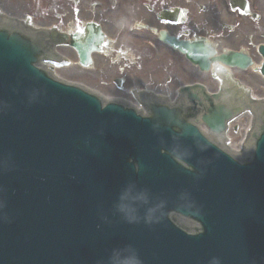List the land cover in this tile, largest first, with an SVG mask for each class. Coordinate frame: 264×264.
I'll return each instance as SVG.
<instances>
[{
  "label": "water",
  "instance_id": "95a60500",
  "mask_svg": "<svg viewBox=\"0 0 264 264\" xmlns=\"http://www.w3.org/2000/svg\"><path fill=\"white\" fill-rule=\"evenodd\" d=\"M54 56L0 29V264H121L129 248L142 264H264V104L251 156L239 159L182 106L154 104L142 117L55 80L37 66ZM223 108L202 118L215 132L239 110Z\"/></svg>",
  "mask_w": 264,
  "mask_h": 264
},
{
  "label": "flooded vegetation",
  "instance_id": "af4514ba",
  "mask_svg": "<svg viewBox=\"0 0 264 264\" xmlns=\"http://www.w3.org/2000/svg\"><path fill=\"white\" fill-rule=\"evenodd\" d=\"M2 17L55 26L66 68L110 88L83 80L100 91L173 92L189 82L174 76L172 60L186 59L168 37L205 39L252 56L264 44V0H0V23ZM86 42L97 47L89 66L71 46Z\"/></svg>",
  "mask_w": 264,
  "mask_h": 264
},
{
  "label": "rangeland",
  "instance_id": "374dc122",
  "mask_svg": "<svg viewBox=\"0 0 264 264\" xmlns=\"http://www.w3.org/2000/svg\"><path fill=\"white\" fill-rule=\"evenodd\" d=\"M226 45L230 46L233 44L230 43V42H225ZM259 58H254V62L256 64V66L259 64ZM167 62V65L169 66L170 63H168V61L166 60H163V64ZM172 69L174 70V73H175V77L177 80H186V79H189L191 80L192 78L194 77H197V78H204L205 80H207L206 82L208 83L210 89H214L216 84L212 82H210L207 78V74H198L196 71L194 73H192V75H190L189 71H188V67L186 66V64L181 60V59H176V60H172ZM56 74L61 76V77H64L65 79L67 80H71V81H83V80H86V81H89L91 82L93 85H102L104 86L105 88H107V90H109L110 88L105 86L104 84L102 83H99L98 82V79H96L95 77L94 78H91L90 76L88 77L87 75H82L72 69H56L55 70ZM233 73L235 74V76L237 78H239V80H242L243 84L246 85V86H249L253 93L257 96V97H264V78L261 77L259 75V73L255 70V69H248L246 71H236V70H233ZM91 74V73H90ZM94 79V80H93ZM103 94L109 96L111 94H122V95H126L125 93H120V92H117V91H104L102 92ZM163 94H166L164 92H161ZM127 98H130L128 95H126ZM247 119L246 117L244 116L241 120H240V124H245L244 122H246Z\"/></svg>",
  "mask_w": 264,
  "mask_h": 264
},
{
  "label": "clouds",
  "instance_id": "9594fccd",
  "mask_svg": "<svg viewBox=\"0 0 264 264\" xmlns=\"http://www.w3.org/2000/svg\"><path fill=\"white\" fill-rule=\"evenodd\" d=\"M127 255L121 261V264H142L138 254L133 249H127ZM210 264H220L218 258H213Z\"/></svg>",
  "mask_w": 264,
  "mask_h": 264
},
{
  "label": "bare ground",
  "instance_id": "6f19581e",
  "mask_svg": "<svg viewBox=\"0 0 264 264\" xmlns=\"http://www.w3.org/2000/svg\"><path fill=\"white\" fill-rule=\"evenodd\" d=\"M50 67H51V69H53V65H51Z\"/></svg>",
  "mask_w": 264,
  "mask_h": 264
}]
</instances>
